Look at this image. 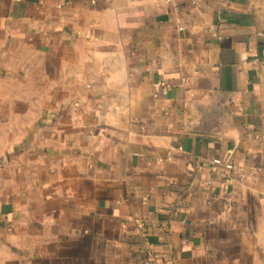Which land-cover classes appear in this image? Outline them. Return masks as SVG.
<instances>
[{
    "label": "crops",
    "instance_id": "0c3cea01",
    "mask_svg": "<svg viewBox=\"0 0 264 264\" xmlns=\"http://www.w3.org/2000/svg\"><path fill=\"white\" fill-rule=\"evenodd\" d=\"M0 264H264V0H0Z\"/></svg>",
    "mask_w": 264,
    "mask_h": 264
},
{
    "label": "built area",
    "instance_id": "2783aa9c",
    "mask_svg": "<svg viewBox=\"0 0 264 264\" xmlns=\"http://www.w3.org/2000/svg\"><path fill=\"white\" fill-rule=\"evenodd\" d=\"M215 30L217 31L218 29H217V28H215ZM185 243H188V241H185Z\"/></svg>",
    "mask_w": 264,
    "mask_h": 264
}]
</instances>
